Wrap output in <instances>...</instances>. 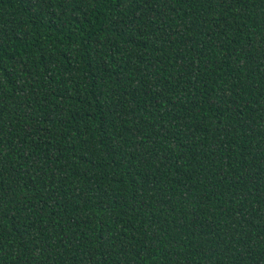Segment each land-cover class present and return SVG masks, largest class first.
Instances as JSON below:
<instances>
[{"label":"trees","instance_id":"16d2710c","mask_svg":"<svg viewBox=\"0 0 264 264\" xmlns=\"http://www.w3.org/2000/svg\"><path fill=\"white\" fill-rule=\"evenodd\" d=\"M0 264H264V0H0Z\"/></svg>","mask_w":264,"mask_h":264}]
</instances>
